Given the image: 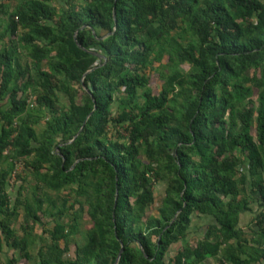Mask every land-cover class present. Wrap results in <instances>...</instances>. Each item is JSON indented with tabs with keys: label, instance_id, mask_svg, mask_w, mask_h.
<instances>
[{
	"label": "trees",
	"instance_id": "trees-1",
	"mask_svg": "<svg viewBox=\"0 0 264 264\" xmlns=\"http://www.w3.org/2000/svg\"><path fill=\"white\" fill-rule=\"evenodd\" d=\"M2 242L5 264H264V0H0Z\"/></svg>",
	"mask_w": 264,
	"mask_h": 264
},
{
	"label": "rangeland",
	"instance_id": "rangeland-1",
	"mask_svg": "<svg viewBox=\"0 0 264 264\" xmlns=\"http://www.w3.org/2000/svg\"><path fill=\"white\" fill-rule=\"evenodd\" d=\"M16 3L14 2L13 5H15ZM166 62V59H164L162 61V64ZM154 68H159V64H155ZM182 69L184 71H187L188 70V67L187 66H184L182 67ZM164 71V70H163ZM160 85V82H157L156 81V84L153 86L154 88L158 87ZM61 103H66L65 100H63L61 98ZM116 110V108L114 107V111ZM113 111V112H114ZM124 135V133H121ZM22 171V167L20 165H17L16 169H15V172L16 173H21ZM9 188H8V192L9 194L13 197L15 195V192L17 190V182H16V177L14 176V174L12 175V178L11 180L9 181ZM165 188H166V184L164 182H160V181H156L154 183V186H153V191H154V194H155V203L154 205L152 206L151 208V213L154 214V215H157V207L161 201V199L164 197V194H165ZM67 195V192H61L60 195H57L55 193H51V196L56 198L57 196H59L60 198L64 197ZM68 200H70L71 202H73V197H70L68 198ZM253 208V212H245L243 213L242 217H241V226H242V231L243 233L245 234V236L247 238H251V237H254L255 236V232H256V227H255V220H254V217L256 216V206L255 205H252L251 206ZM78 210V213H79V216H80V219L78 220V226L76 228V231L75 229L74 230H71L72 232V238L75 239V240H78V241H82L85 236H86V232L88 229L91 228V222L86 214V206H83V210ZM71 219H68V217H65L64 218V221H69ZM22 215H20L17 223L14 225V229L17 233L18 236H22V231L20 229V225L22 224ZM47 224L46 226L43 228V227H36V234L38 235H41L42 238H46L47 237V234H43L42 231L43 229H50L53 227V220L51 218H48L47 220ZM73 224V223H72ZM207 224V219L205 218H193V223H192V227L191 229L189 230V233L185 239V243L186 244H189V245H195V243L201 239L202 237V229H205V225ZM45 243H47V238L45 239L44 241ZM43 242V243H44ZM184 243H178L176 245H174L171 250H170V255L172 256L176 249L180 248V246H182ZM36 249L37 248H34L32 249L31 253L33 254V258L31 261L27 262L25 260H20V262L18 264H36L37 263V259H36ZM73 251H74V247L71 245L70 247V251L68 254L65 255V257H69V258H73L74 257V254H73ZM16 253L8 248L4 242H2L0 244V264H5V261L6 259L10 258L12 255H15ZM213 260L210 258L208 259L204 264H213Z\"/></svg>",
	"mask_w": 264,
	"mask_h": 264
},
{
	"label": "water",
	"instance_id": "water-1",
	"mask_svg": "<svg viewBox=\"0 0 264 264\" xmlns=\"http://www.w3.org/2000/svg\"><path fill=\"white\" fill-rule=\"evenodd\" d=\"M87 118H88V117H87ZM121 252H122V248H121V250H120V253H119L118 259H119V257H120ZM118 259L116 260V263H115V264H117Z\"/></svg>",
	"mask_w": 264,
	"mask_h": 264
}]
</instances>
